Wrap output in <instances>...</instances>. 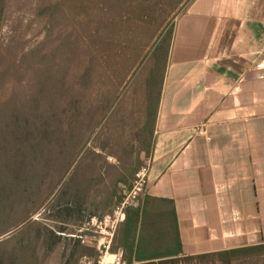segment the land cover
Here are the masks:
<instances>
[{
	"label": "rangeland",
	"instance_id": "1",
	"mask_svg": "<svg viewBox=\"0 0 264 264\" xmlns=\"http://www.w3.org/2000/svg\"><path fill=\"white\" fill-rule=\"evenodd\" d=\"M4 1L0 255L21 254L25 242L27 253L37 247V256L45 257L40 243L27 240L48 224L46 208L72 199L73 208L84 202L86 215L92 202L99 207L113 195L120 201L133 186L147 159L140 160L151 125L147 102L162 83L153 53L194 0ZM123 178L131 185L119 187ZM71 228L70 256L85 253L84 264H96L108 239L86 224ZM59 253L53 264L64 260ZM230 264H264V248Z\"/></svg>",
	"mask_w": 264,
	"mask_h": 264
},
{
	"label": "crops",
	"instance_id": "2",
	"mask_svg": "<svg viewBox=\"0 0 264 264\" xmlns=\"http://www.w3.org/2000/svg\"><path fill=\"white\" fill-rule=\"evenodd\" d=\"M147 108L148 185L112 251L124 264H154L264 247V0H194L174 24ZM118 199L92 202L86 215L84 202L60 200L27 240L47 256L22 242L21 254L0 255V264H53L61 247L65 258L54 264H84L85 253L70 256L71 227L110 213Z\"/></svg>",
	"mask_w": 264,
	"mask_h": 264
},
{
	"label": "built area",
	"instance_id": "3",
	"mask_svg": "<svg viewBox=\"0 0 264 264\" xmlns=\"http://www.w3.org/2000/svg\"><path fill=\"white\" fill-rule=\"evenodd\" d=\"M151 163L146 159L139 168L136 179L132 187L123 191V197L118 201L110 213L101 217H92L86 223V226L95 230V232L104 238L106 243H101L100 253L102 255L96 264H124L122 254L113 252L111 245L118 226L126 219L127 211L140 206V196L146 191L148 185V173Z\"/></svg>",
	"mask_w": 264,
	"mask_h": 264
},
{
	"label": "trees",
	"instance_id": "4",
	"mask_svg": "<svg viewBox=\"0 0 264 264\" xmlns=\"http://www.w3.org/2000/svg\"><path fill=\"white\" fill-rule=\"evenodd\" d=\"M4 0H0V20L2 19L3 11H4ZM169 43H170V36L168 35L167 37H162L156 51L153 53V58L155 60V64L165 69L166 65V54L167 50L169 48ZM163 76L160 78V81H162ZM154 110H152V113ZM11 182V181H8ZM120 199V198H119ZM263 246L259 247H250V248H240V249H231L228 251H222L214 254H209V255H200V256H195V257H182L178 259H172V260H197V261H204V260H209L210 262L212 260H224L226 264H230L233 260L235 261L239 255L249 253V252H255L257 250L263 249ZM171 261V260H167ZM166 261V262H167ZM176 262V261H175ZM203 263V262H200Z\"/></svg>",
	"mask_w": 264,
	"mask_h": 264
}]
</instances>
